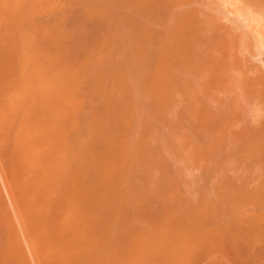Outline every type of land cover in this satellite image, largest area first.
<instances>
[{"label": "bare ground", "instance_id": "bare-ground-1", "mask_svg": "<svg viewBox=\"0 0 264 264\" xmlns=\"http://www.w3.org/2000/svg\"><path fill=\"white\" fill-rule=\"evenodd\" d=\"M164 1L165 0H0V146H1L0 156L2 155L3 156L2 158H5L8 164L14 167L12 169V171L14 172H11L12 180L14 178V181H12L14 183L13 190L15 188L16 195L21 203L19 207L21 219L23 222V226L25 227L24 229L28 232L29 237H31L33 240L32 245L35 247V251H37V255H38L36 256V259L37 257H39V261H40L39 263L41 264H197L199 260L196 261V256L198 253H202L199 252L202 250L205 251L204 252L205 254H202L204 255L203 257H205V261H206V263L204 264H215L214 261L215 258L213 257L216 256H213L214 254L213 247L219 244V241L222 240L220 238L221 235L219 236V233L221 231H218V229L220 228L218 226L219 224L217 223L218 221H216V223L218 224L217 225L215 221L211 220L214 219L213 217L210 219L208 218V221L211 220L213 224L215 223L217 225V227L214 224L213 227L208 226L207 229L205 226H204L205 228L202 227L204 224L202 225V221H200L203 220L204 218L199 220L202 211L204 210L206 214L208 212V209L209 208L211 209V207L213 206V201H210L211 200L210 198H208V200L204 198L205 200L204 201L202 196L201 199L205 202L204 203L203 201H201L202 205H199L200 203L197 205L195 202H192V200L191 203L189 201L188 202L186 201L188 203V207L184 206L186 207L185 208L186 211L184 213L185 215L183 214L184 215L183 217L180 215L179 216L176 215L172 219L171 218L169 219L168 217H170V214L172 216L173 214L175 215L177 213L172 212L173 214L170 213L168 215L166 212L168 210H165L164 215L166 217H164L163 215L164 217L163 220H160L161 219L160 217L158 220H154L155 222L160 221L159 224L157 225L148 226L146 223L142 222L139 218L142 216L141 215L142 213L147 214L149 208L151 207L152 209L153 207L151 206L153 203L152 202L150 206H149L150 203L149 204L147 203L148 206L145 208L146 199L149 196H150V198H148L149 201L152 198H155V196L153 197V195L150 193L151 190H149V188L152 189L151 184L155 183V185H157L159 182V180H157L158 178H155L156 182L158 181L157 183L155 182L154 177H153L154 180L152 179L153 173L151 171L153 169L156 172V170H159L160 166L161 167L164 166V162H161L163 158H161L158 154L157 155L159 156V158H161L160 159L161 161L155 159L154 156L151 155L149 156V154L147 155L146 150L143 151L146 148L145 147L146 144L149 143L150 141L149 138L151 137L150 136L148 138L149 141L146 140L145 134L146 135L147 134L150 135V134L146 132L145 129H148L147 131H151L152 130L151 126L155 124L151 122L152 120L151 119L150 120L151 126H148L150 124L148 123L149 121L147 117H150L151 113L152 114L154 113L150 111V114L148 115L149 109L142 108L145 105L143 106L140 104V101L143 100L142 98L143 96L141 95L144 96L147 95V97L153 96L154 98H157L158 106L157 105L156 106L159 108L155 106L156 103L154 104V106L156 107L155 110L158 111V109H160L161 106L163 105L167 106L165 105V103L164 104L162 103L163 105H161V101L163 97L168 94V92L170 93L169 90H172L169 89V86L171 85L173 86L174 84V86L176 85L178 87L179 85H181L182 87L181 80L182 78L184 79L186 77L185 75V77L181 78L180 76L182 75L176 74V72L178 71L177 69L180 70V67L177 68L176 67L177 64L174 63L175 61L174 58L177 56L175 57L173 56L174 58H172L170 54L172 49V45L170 43L173 42L169 37L165 39L166 41L165 42L164 40L161 41V39L165 38V36H163L162 38L163 33L161 35L157 34V36H161V38L159 37L160 38L159 40H156L157 43H154L155 41L154 40L153 44L155 45H152L151 38L149 43L148 39L150 36H146V35H149L148 34L150 33L149 30L152 29L151 28L152 25L156 24L158 20L154 22V24H152L150 28H148L149 29L148 33L147 31H145L144 33V29L146 28L145 30H147L148 27L146 25L143 31H141L144 20L142 22L141 21L142 18H139V15L141 14L140 12H142V8L144 7L146 9L147 8L150 9L153 8L154 6H159V5L161 6V3L163 5L165 4ZM192 1L189 2L191 3ZM201 1H203L202 3L204 4L207 0H205V2L204 0H197V2L199 3H201ZM225 1L227 2V0ZM236 1L237 0L235 1L233 0V2ZM246 1H248L247 2L248 5L250 4L253 7H257L258 13L260 11H262L260 12V14L264 13V0H246ZM196 7L195 8L192 7L187 10L185 9L186 11L183 10L184 12L174 11L176 13L175 14L176 17L174 15L173 19H171L173 21V24L172 22L170 24H172L173 27H175L174 22L176 20H174V18L175 19L177 18V19H181V21H183L182 23L185 22V25H188V27L190 24H192L193 26L190 28L193 30V28L195 27L194 32L198 31V29L196 28L200 29V27L198 25H197L198 27L195 26L193 20L194 18H196V15H199V13L202 14V12L204 11H200V8H198V6ZM156 8L157 7H155V9ZM182 8L183 7H181V9ZM207 8H209V6ZM251 9L250 12L248 11L246 16L251 17L250 15L253 14L251 13ZM210 11L209 13L214 14L213 12ZM168 13L170 14V12ZM209 13L207 14L206 21L204 20L206 18L205 13L203 15L205 16L203 21H205L206 24L204 23L205 24L204 27L202 25L201 28H203L206 31L204 34H208V32L215 30V26H214L215 23L218 22L217 24H219V21L215 20L217 15L215 17V15H211ZM238 13L239 12H237L236 14L238 15ZM119 14L122 18H124V20H126L127 25L124 23L123 27H120V25L123 24L121 23L123 21L120 22L121 24L119 23V19H121L119 18L120 17ZM166 14L167 13H165V15ZM137 17L139 18L140 23H138L139 21L137 20L138 19ZM147 19L150 18L148 17ZM244 19L250 25V28L251 26L256 27L254 25H256L255 23L257 21L253 25H251L252 22H254L255 20L254 18L245 17ZM261 20L262 22H264V19L261 18ZM95 21H97V25L94 26L93 23ZM214 21L215 23H213ZM141 23H142V27L140 28ZM148 24L150 25V23ZM166 26L169 25H165V27ZM205 27L211 31L206 30ZM155 29L153 30L155 31ZM203 29L202 31H204ZM157 31H160V29L158 30L157 28ZM166 31H168L167 28ZM215 31H218V29L216 28ZM253 31H255V28ZM232 32L230 33L233 34ZM202 33L198 34L197 32L196 37H199ZM221 33L222 32L217 33L218 36L211 34L214 35L212 39L214 38L217 39L219 37L216 41L220 40L221 35L219 34ZM228 33L226 35L227 38L228 35L230 36V34ZM247 33L249 34V32ZM247 33H245L244 35H246ZM254 33L251 35L254 36ZM258 33L262 34L261 31H259ZM261 34L260 37H262ZM201 37L203 38V36ZM201 37H199V39H201ZM233 37H235V41H236L240 36L233 35L232 38ZM248 37L246 39H249ZM169 39L171 40V42L169 41ZM254 39H256L255 36ZM254 39H252L251 41H253ZM182 41L180 43H176L177 41H175L174 44L176 43V45L180 46L183 43ZM224 41L222 43H220L219 41L220 45L224 46L225 45ZM239 42L241 44V41ZM256 42L261 43L264 42V40L258 42V40L256 39ZM244 43L246 42L244 41ZM253 43L254 45H256L255 42ZM249 44L251 43L249 42ZM243 46L245 47L244 44ZM235 49L237 50V47H235ZM196 50L197 48L195 49V51ZM225 50L227 51V49ZM208 54L209 52L207 53V56ZM227 54H228L227 58L230 54H232L233 56V57L231 56L232 57L231 60L233 59V61L232 62L230 61L231 63H229V65L232 66L233 63L236 62L235 59L238 60L239 57H236L234 59L233 53L230 54L227 53ZM183 60L181 59V61ZM178 61L180 62L179 59ZM262 61H264V59H262ZM192 62L194 63V60H192ZM200 62L201 61H199V63ZM182 64L183 62H181V65ZM214 64H215V60H214ZM199 65L201 64H198V66ZM236 65L233 66V69L234 67H236ZM240 65H241L240 69H238L239 67L237 65V68H235L234 70L237 71L241 70L243 65L242 64ZM254 65L255 64H253V66ZM245 68L251 69L252 67L246 66ZM256 68L257 66H255L253 69L255 70ZM250 69H248L249 72L250 71L254 72L253 69L252 70ZM257 70L259 71L260 68ZM185 71H186L185 74H187L188 72L190 74V71L192 70L188 71L187 69ZM185 71H183L182 69L181 71L182 74ZM253 72H251L250 74L251 76L248 75V77L244 76L247 75L248 73L242 75L243 73L239 72L241 73L242 77L244 76V80L246 81L249 80L248 83H250L251 85V88L249 84H248L249 88L247 87L248 89H250L249 91L250 96L245 91L246 94L248 95L247 98H251L250 106L248 104L249 111L250 110L251 111L249 112L248 110L245 109L246 111H248L249 113L248 114L243 109L245 111L244 115H246L245 118H243L244 117L243 115L238 116L239 118L242 117L243 119L242 120L237 119V121H240L239 122L240 124L238 123L239 127L237 131L232 133V135L231 133L229 134L236 142V147H237L235 153L236 155L234 158L237 164L236 165L237 173L235 174L237 176H235L234 179L236 182H234L235 184H233V186L230 183L228 184L229 186L231 185L230 191H229V186L227 185L228 188H226V185H223L224 183L221 185L225 188L220 186L219 185L220 183H218L219 187L213 185V187L215 186L213 189L214 191L211 190V185L214 182L211 185H209L210 187L206 186L207 182L206 185H202V186H206V190H202V192H205L209 189L208 193L211 190L210 193L219 192L220 196L223 193V191H224L223 193L224 196L225 194H227V192L229 194L231 192L234 193L231 197L232 200L231 204L234 207L232 205L231 206L234 209L236 215L235 216L233 214L236 217L235 218L236 220L234 221L236 224H235V229L233 230L234 231L233 234L235 235L234 244L236 248L235 251L237 253L236 255L237 258L239 259L238 262H240L241 264H246L245 262L250 260L254 254H257L259 247L260 248L261 246L264 247V245L261 244L262 241H264V238H261L262 241L259 238L262 237V233H264L262 232V229H260L262 226L259 227L260 231L258 232V233L262 232L260 234L261 236L259 234L258 235L256 234L258 231V229L256 230L257 226H260L262 222H264V219H262V222H260L261 224H258L259 223L258 221L261 220L258 219L260 218L258 215L259 204L260 206L261 205L264 206V204L261 203L264 202V200H262L264 198L261 197L262 195H264L262 194L264 193V185H262V183H264V178H261L262 181H259L260 176L264 175V73L262 72L258 73L257 71H255L256 73L252 75ZM235 73L233 72V74ZM249 76L250 77L253 76V77L247 80ZM219 77L222 76L219 75ZM245 77L247 78L245 79ZM187 78L190 80L189 77ZM239 79L241 78L239 77ZM195 81H197V79ZM189 85L191 86V84ZM184 87L180 88L179 90H182ZM185 91L187 93V90ZM238 91L241 92V90ZM181 92L182 91H180V93ZM170 96L171 95H168V97ZM175 96L177 97V95ZM182 96H183V92L181 94V97ZM205 96H207V94ZM140 98L142 100H140ZM166 98H164L165 102L167 100L170 102L169 98L167 100ZM238 98L240 97L238 96ZM171 99L173 100V98ZM189 99L191 100V98ZM179 101H181V99ZM159 103L161 106H159ZM242 105L245 106V104ZM151 106H153V104ZM230 107L232 108L231 105ZM150 108L151 110L153 109L152 107ZM213 110L215 112V109ZM233 110L230 109V111ZM198 112L200 111H197V113ZM233 112L231 114H233ZM144 113L146 116L144 115ZM165 113L167 112L165 111ZM176 113L179 114L178 112ZM189 113H191V111ZM171 114L173 113L171 112ZM203 114L205 115L206 113L203 112ZM209 114L210 116H212L211 113ZM234 114L238 115L237 112ZM162 115H164V113ZM162 115L160 116V118L162 117ZM198 115L201 114L198 113ZM198 115L195 114V116L197 117ZM167 116H169L168 113ZM178 116H180V114ZM235 116L234 119H236ZM197 117H195L196 118L195 120L199 119ZM202 118H205V116H203ZM157 119L159 118L158 117L156 118V125L158 121ZM234 119L233 120L231 119V121H234ZM213 122L215 121L213 120ZM222 123L223 122H221V124ZM184 124L186 123L184 122ZM191 124L192 123H190V125ZM221 124L219 123V126H222ZM176 125L179 124L177 123ZM158 126H160V124ZM149 127L151 128V130ZM200 128L194 127L193 129H195L194 131L196 130L201 131L202 129ZM231 128L234 129L236 127L231 126ZM154 129L156 131V127ZM204 129H207L206 126ZM143 131H145V134L142 133ZM223 131H226V129ZM215 133L217 134V132ZM196 137L198 138L199 136L196 135ZM215 137L219 138V136L216 135ZM204 138L205 137H203L202 139ZM232 138L231 140L233 141ZM189 139L190 138L188 139L186 138L188 143L192 140V138L190 141H188ZM221 139H223V136ZM151 140H153V138H151ZM179 140L182 139L179 138ZM215 140L216 139H214V141ZM181 143L182 142H180V144ZM189 144L192 146L191 143ZM168 145L171 146V143H168ZM142 146H144L145 148L144 147L142 148ZM159 146L160 144L154 148H159ZM173 146L175 147L176 144ZM185 147L186 146H184V148ZM186 148L184 150H186ZM211 148H212V144H211ZM199 149L200 148L196 150ZM153 151L155 152L154 149ZM156 152H158V150ZM190 152L192 151H189L188 153ZM192 154H194V152ZM146 155L149 156V158L152 157L151 160L148 159ZM174 155L176 156V154ZM145 158H147L146 159L147 163L146 160L143 161V159ZM188 158H192V157L189 156L187 157V159ZM152 160L156 161L155 162L156 164L158 161V163H162L163 165L160 164L155 165V163H152L154 166L153 167L152 164H150L151 162H153ZM200 161L196 162L195 160L196 163ZM222 161L218 160V162H222ZM179 163L177 162L178 165ZM203 163L204 162H202V165L205 164ZM213 163L215 162H212V164ZM146 164L148 166L145 168ZM149 164L152 167H150ZM187 164H189L188 161ZM217 164L219 165L220 168L221 164L219 163ZM224 166L225 165H223V168ZM137 167L139 169V173L142 175V177L141 175H139L138 177H141L142 179L144 178V180L142 181V183L144 182L143 185L141 182H140L141 185H136V183H139L136 182L135 180L136 179L135 177H137V175H135V172L137 174L136 171ZM205 167L207 166L205 165ZM181 168L183 169V167ZM212 168H214V166H212ZM216 168L218 170L217 166ZM221 168L220 170H222ZM170 169L171 168L169 167V170L167 169V172L170 171ZM191 169H192L191 171H193V168ZM204 169L206 170V168ZM164 172L167 173L165 168H164ZM12 173H14V176ZM180 173H182V171ZM163 174L164 173H161L160 170L159 175L163 176L164 180L167 182L168 177L166 179L165 174L164 175ZM155 175H157L156 177H160L157 173ZM177 175L179 176L178 172ZM177 175H173V176L177 177ZM187 176L185 177L187 178ZM163 177H162V181H164ZM179 177H181V175ZM183 177L184 176H182V179ZM207 177H204L206 181L207 179H209ZM227 177L225 178L226 179L225 182H228ZM141 178L139 179L141 180ZM171 178L173 179V177ZM177 178H175V180ZM214 180H216V178ZM166 182H165V187L161 184L164 188H166V184H167ZM168 182L169 184L171 183L170 180H168ZM179 184L180 181H178L177 186H179ZM13 185L11 184V186ZM161 185L159 184L158 186L162 188ZM167 188H169V185ZM183 189H185V187ZM201 189L203 188L201 187ZM224 189H227V191H225ZM164 190L168 191V189H164ZM164 190L155 189L154 194L155 195L157 194L156 191L162 194L164 193L162 192ZM173 190L175 191V189ZM191 190L192 187L190 188V191ZM200 190L196 189V191H198L199 194H200ZM179 191L180 190L176 192L178 193ZM180 192L184 193L182 190ZM170 194L172 195L171 192ZM205 195L206 194H204V196ZM165 196L166 195H163V197ZM220 196L218 197L219 200L221 199ZM167 197L170 200H173L169 197L168 194ZM156 198L159 197L156 195ZM215 198L214 199L212 198L214 202L217 201L215 200ZM260 198L262 200L261 202H259ZM222 200L225 201L223 198ZM209 202H212L211 207H209ZM163 204L167 205L168 202ZM177 204H179L178 201L176 202V205ZM179 205H177L178 208L181 205H185V204L183 203L180 206ZM262 206L261 208H259L260 211L264 210L262 209ZM166 207H164V209ZM177 207H175L174 205V208ZM215 207H212V209ZM227 207L229 208V206ZM219 209L223 211L221 208ZM213 211L215 212V210ZM155 212L156 211H154V214H158ZM182 212L178 211V214L179 213L181 214ZM216 212L218 214V211ZM260 213L264 215V211H261ZM152 214L153 213H151V215ZM195 214L198 217L195 216ZM209 214L213 216L212 213ZM229 215L230 216L228 217V219L232 218L231 213ZM142 217H144V215ZM176 218H180V219L176 220ZM208 221H206V223ZM200 227L203 228L204 230H201ZM26 233H24V236ZM229 234H230V230H229ZM14 236L15 235H13L12 238L10 237V235H9L10 238L8 236L6 237L5 242H7L6 244H8L9 248L6 249L5 255L12 258L20 259V256H22L20 252L22 250L19 251L20 247L18 248L17 245L18 238L15 239L18 236H15V238ZM256 236H259L257 237L258 239H255ZM224 239L225 238H223V240ZM255 240L261 242L259 243L260 246L258 245V243L255 245V246H259L258 248L255 247L256 251L253 249L254 244L256 242ZM18 242H20V239ZM220 243L221 245L220 244L219 245L221 247L223 242L220 241ZM27 244L29 245V243ZM219 245H217L218 246L217 249L219 248ZM253 250L256 253L255 252L253 253ZM260 251L262 250L260 249ZM215 253L217 252L215 251ZM218 254L221 255V252ZM202 255L200 254V256ZM2 256H4V254L0 256V260L5 261V257ZM256 256L254 255L253 258ZM253 260L255 261L257 260V258ZM194 261L196 262L194 263ZM250 262L253 261L252 260L248 261L249 264H251ZM255 262L257 263L258 261Z\"/></svg>", "mask_w": 264, "mask_h": 264}, {"label": "rangeland", "instance_id": "rangeland-1", "mask_svg": "<svg viewBox=\"0 0 264 264\" xmlns=\"http://www.w3.org/2000/svg\"><path fill=\"white\" fill-rule=\"evenodd\" d=\"M184 1V2H183ZM165 0L164 1V5L161 3V6L159 5V4H157V5H159V6H154L153 8H142V12H140L141 14L139 15V18H142L141 19V21L143 22V20H144V22H143V27H142V23H141V26H140V28L142 27V29H141V31H143V29H144V27H145V25L146 26H148L147 27V30H145L144 29V33H145V31H147V33L150 31V33H151V35H150V33H148L149 35H146V36H150L149 37V43H150V38H151V41H152V45H155V44H153V41L155 40H159L160 38H161V36H157V34L158 35H161L162 33V38H163V36H165V38H163V39H161V41H165V39H167L168 37L172 40V42L173 43H170L171 42V40L169 39V43L172 45V49H174V50H172L171 49V52H170V54H171V56H172V58H174L175 56H177V57H175L174 58V63H176L177 65H176V67L177 68H179L180 67V70L179 69H177L178 71L176 72V74L177 75H182V76H180L181 78L182 77H185V75H186V77L183 79L182 78V80H181V83H182V87H184L187 83V85L182 89V90H179L180 88H182L181 87V85H179L178 87L175 85L174 86V84H173V86L171 85V86H169V89H172V90H169L170 91V93L168 92V94L167 95H165L164 97H163V99H162V101H161V105H163L164 103H165V105H167V106H161L160 105V103H159V106H161L160 107V109H158V111L157 110H155L156 109V107L158 106V104H157V98H154L153 96L151 97V96H148L147 97V95L146 96H144V95H141V96H143L142 98H143V100L140 98V100H142V101H140V104L141 105H145L144 107H142L143 109L145 108H147V109H149V113H148V115L150 114V111L151 112H153L154 114H152L151 113V115H150V117H147V119H148V123L150 124V125H148V126H151V122H153L155 125H153V126H151V128H152V130H151V128H150V130L151 131H147L148 129H145L146 130V132H148L150 135H146L145 134V131H143L142 133L143 134H145V136H146V140H148V138H149V143H147L146 144V148L144 147V146H142V148L144 147L145 149L143 150L142 148V150L143 151H147V155L149 154V156L151 155V156H154V158L155 159H158V161H161L160 159L161 158H163V160L161 161V162H164V166H160V168H159V170H156V172H155V170H153L152 169V173H153V175H152V179H153V177H154V179L155 178H158L157 180H159V182H158V184L157 185H155V183L154 184H151L152 185V189L151 188H149V190H151V194L153 195V197L155 196V198H152L150 201H149V199L148 198H150V196L146 199V203H145V208L148 206L147 205V203L149 204V206L151 205V203H152V205L151 206H153L152 207V209H154V210H152L151 209V207L149 208V210H148V212H147V214L146 213H142L141 215L143 216L144 215V217H139L140 218V220L142 221V222H144V223H146L148 226H152V225H157V224H159V222L158 221H154V220H158L159 219V217L161 218L160 220H163V218L164 217H166L165 215H164V213H165V210H168V211H166L167 212V214L169 215L170 213H172V212H174V213H177V214H173L172 216H171V214H170V217H168L169 219L171 218H173L174 216H176V215H180V216H184L185 214V211H186V207H184V206H187L188 207V201L191 203V200H192V202H195L197 205L199 204V205H202V203H201V201H203L204 200V198L205 199H207L208 200V198H210L209 200L210 201H213V206L212 207H215V208H213L212 209V207H211V204H212V202H209V207H211V209L209 208L208 209V212L209 213H212L213 214V216L211 215V214H209L208 212L205 214V212H204V210L202 211V213L201 214H204V215H201L200 214V218H199V220L200 219H203V220H200V221H202V227L203 228H207L208 226H212L213 227V225L216 223V221H218L217 223L219 224H217L220 228L218 229V231H221L220 233H219V236L221 235V239L222 240H220V241H222L223 242V244H222V246L220 247V245H221V243H220V241H219V244H217V245H219V250L217 249V245H215V247H213L212 249H213V252H214V254H213V256H216V257H213V258H215L214 259V261H215V264L217 263V264H241L240 262H238V258H237V253H236V248H235V235L233 234L234 233V229H235V212H234V209L232 208V200H231V197H232V195L234 194V193H228L227 192V194H225V196H224V191H223V196H222V194H221V196L219 195L220 193L218 192V193H213V195H212V193H210L211 192V190H213L214 189V187L215 186H217V187H219L218 186V183H220L219 185L220 186H222L221 184H223V185H226V188H228L227 187V185L230 183L232 186H233V184H235L234 182H236L234 179H235V176H237V175H235L236 173H237V171H236V161H235V153H236V150H237V147H236V142L234 141V139L231 137V135H232V133H234L235 131H237V129H238V123L240 122V121H237V119L239 120V119H243V118H245V116L246 115H244L245 113V111L246 110H248L249 111V106H250V99L251 98H247L248 97V95L250 96V94H249V91H250V89H248L249 87H248V84L250 85V83H248L249 82V80L248 79H250V78H252V77H250L251 75V72H253V71H250L249 72V70L248 69H250V68H248V69H246L245 67L246 66H250V67H252L250 70H252L255 66H257V68L254 70V72L252 73V75L254 74V73H256L255 71H257L258 73H260V72H262V73H264V71H262V70H264V61H262V59H264V49H262V48H264V44H262V43H264V42H261V43H257L256 42V39L258 40V42H260V41H262V40H264V31H262V30H264V28H262V27H264V22H262V20H261V18L262 19H264V15H262V14H264V13H261L260 14V12H262V11H260L259 13H258V9H257V7H253L252 5H248V1H246V0H237L236 2H233V0H227V2L225 1V0H207V1H209V2H205V0H204V2L205 3H207V4H203L202 2L203 1H201V3H199V2H197V0L195 1H192V0H189V1H192L191 3L189 2V1H186V0ZM222 1V2H221ZM225 1V2H224ZM235 1V0H234ZM177 2V3H176ZM186 2V3H185ZM196 4H194V3ZM224 2V3H223ZM172 3V4H171ZM176 3V4H175ZM247 3V4H246ZM179 4H180V6H179ZM182 4H184V5H182ZM191 4V5H190ZM211 4V5H210ZM230 4V5H229ZM234 4V5H233ZM168 5V6H167ZM182 5V6H181ZM200 5V6H199ZM163 6V7H162ZM176 6V7H175ZM196 6H198V8H200V11H204V12H202V14L201 13H199V15H196V18H194V23H195V26H199L200 27V29L199 28H196V29H198V31H196V32H194V29H195V27L193 28V30L190 28V27H192L193 25L192 24H190L189 25V27H188V25H185V22L184 23H182L183 21H181V19H175L174 18V20H176L175 22H176V24H175V22H174V26L175 27H173V21L171 20V19H173V17H174V15L176 14L174 11H176V12H178V11H180V12H182L183 10L184 11H186L187 9H190V8H195ZM209 6V8H207ZM233 6V7H232ZM234 6H235V8H234ZM248 6H250V7H248ZM146 7V6H145ZM155 7H157L156 9H155ZM160 7V8H159ZM172 7V8H171ZM181 7H183L182 9H181ZM185 7V8H184ZM187 7V8H186ZM204 7V8H203ZM207 9H206V8ZM167 8V9H166ZM170 8V9H169ZM174 8V9H173ZM176 8V9H175ZM197 8V7H196ZM251 9V13H253V14H251L250 16L252 17V18H254L255 20H254V22H252V24L251 25H253L256 21L258 22H256L255 24L256 25H254V26H256V27H253V26H251V28H250V25L247 23V21L244 19L245 17H248V18H251V17H249V16H246V14L248 13V11L250 12V9ZM144 9H146V10H144ZM154 9H155V11H154ZM160 9H162V10H160ZM164 9V10H163ZM186 9V10H185ZM202 9V10H201ZM237 11V12H239L238 13V15L236 14L237 12L235 11V10ZM257 9V10H256ZM151 10V11H150ZM172 10V11H171ZM206 10V11H205ZM211 10V11H210ZM149 11H150V13H149ZM183 11V12H184ZM209 11L210 12H213L214 14H212V13H209ZM232 11V12H231ZM256 11V12H255ZM156 12H158V13H156ZM160 12V13H159ZM168 12H170V14L168 13ZM179 12V13H180ZM209 14H211V15H215V17H216V15H217V17H216V21L218 20L219 21V24H217V23H215V21L213 22V23H215L214 24V26H215V30H216V28L218 29V31L219 32H222L221 34H219V35H221V38H220V40H218V41H216L217 39L216 38H214L215 39V41H214V39H212L213 37H214V35H216V36H218V34L217 33H219L218 31H215V30H213V31H211V30H208L206 27V30H208V31H211V32H208V34H204L206 31L203 29V28H201V26L203 25V27H204V25L206 24V20H207V14L208 13ZM233 12H235V13H233ZM165 13H167L166 15H165ZM174 13V14H173ZM204 13H205V15H206V18L204 19V17L205 16H203L204 15ZM178 14V13H177ZM202 16H201V15ZM145 15V16H144ZM148 15V16H147ZM170 17H169V16ZM237 15V16H236ZM244 15H245V17H244ZM262 15V16H261ZM119 16H120V14H119ZM118 16V17H119ZM164 16V17H163ZM168 16V17H167ZM198 16V17H197ZM201 16V17H200ZM236 16V17H235ZM150 18V19H147V18ZM175 17H176V15H175ZM200 17V18H199ZM214 17V16H213ZM212 17V18H213ZM239 17V18H238ZM119 18H121V19H119ZM118 19H119V23L121 22V21H123V22H121V23H123L122 25H120V27H123V25H124V23L127 25V23H126V20H124V18H122L121 16L119 17ZM138 18V17H137ZM139 18L137 19L139 22L138 23H140V20H139ZM154 18V19H153ZM164 18H165V20H164ZM169 18V19H168ZM218 18V19H217ZM123 19V20H122ZM152 19V20H151ZM202 19V20H201ZM203 19L205 20V21H203ZM40 20H42V19H40ZM149 20V21H148ZM160 22H158V21ZM170 20V21H169ZM178 20V21H177ZM214 20V19H213ZM240 20V21H239ZM243 20V21H242ZM135 21H136V19H135ZM157 21V22H156ZM192 21V20H191ZM152 22V23H151ZM154 22H156V24H154ZM162 22H163V24H162ZM169 22V23H168ZM172 22V24H170ZM243 22H244V24H243ZM120 23V24H121ZM146 23V24H145ZM148 23H150V25L148 24ZM180 23H182V24H180ZM197 23V24H196ZM205 23V24H204ZM94 26L95 25H97V21H95L94 23ZM152 24H154V25H152ZM201 24V25H200ZM223 24H224V26H223ZM151 25H152V27H151ZM165 25H169V26H166L165 27ZM177 25H178V27H177ZM154 26V27H153ZM157 26V27H156ZM180 26H181V29H180ZM182 26H183V28H182ZM186 26V27H185ZM197 26V27H198ZM218 26H220V27H218ZM246 26V27H245ZM247 26H249V27H247ZM152 28V29H148V28ZM165 27V28H164ZM170 27V28H169ZM177 27V28H176ZM229 27V28H228ZM233 29H232V28ZM126 28V27H125ZM156 28V29H155ZM157 28H158V30L160 29V31H157ZM166 28H167V30L168 31H166ZM187 28H189V29H187ZM230 28H231V31H230ZM250 28V29H249ZM253 28V29H252ZM254 28H255V31H253L254 30ZM262 28V29H261ZM122 29V28H121ZM153 29H155V31L153 30ZM161 29H163V30H161ZM172 29V30H171ZM183 29V30H182ZM184 29H187V30H184ZM202 29L204 30V31H202ZM220 29V30H219ZM123 30V29H122ZM149 30V31H148ZM189 30V31H188ZM199 30H200V32H199ZM232 30H233V32H232ZM248 30V31H247ZM251 30V31H250ZM261 31L262 32V34H261V36L262 37H260V34L258 33L259 31ZM152 31H154V32H152ZM184 31H186V32H184ZM228 31H229V33H228ZM124 32H125V30H124ZM157 32V33H156ZM159 32H160V34H159ZM168 34H167V33ZM198 32V34L199 33H202L199 37H201V36H203V38L201 37V39H199V37H196L197 36V33ZM212 32H214V33H212ZM230 32H232L233 34H231ZM244 32V33H243ZM247 32H249V34L247 33ZM255 32V33H254ZM210 33V34H209ZM227 33L228 34H230V36L228 35V38H227ZM245 33H247L246 35H244ZM254 33V36L256 37V39H254V36L253 35H251V34H253ZM164 34H166V35H164ZM186 34H187V37H186ZM211 34H214V35H211ZM195 35V36H194ZM206 35V36H205ZM233 35H238V36H240L236 41H235V37H233L232 38V36ZM244 35V36H243ZM167 36V37H166ZM189 36V37H188ZM194 36V37H193ZM208 36H210V37H208ZM215 36V37H216ZM249 36V37H248ZM252 36V37H251ZM160 37V38H159ZM192 37V38H191ZM229 37H231V38H229ZM249 38V39H246V38ZM158 38V39H157ZM188 38H191V39H188ZM243 38V39H242ZM197 39V40H196ZM209 39H210V41H209ZM221 39H223V40H221ZM252 39H254L253 41H251ZM183 40V41H182ZM193 40V41H192ZM196 40V41H195ZM212 40V41H211ZM225 40V41H224ZM247 40H248V42H247ZM154 41V43H157V41L155 42ZM175 41H177L176 43H180L181 41L183 42L180 46H178V45H176V43L174 44V42ZM219 41H220V43H222L223 41H224V43H225V45L223 46V45H220V43H219ZM234 41V42H233ZM237 41H238V44H237ZM239 41H241V44H240V42ZM242 41H243V43H242ZM244 41L246 42V43H244ZM159 42V41H158ZM166 42V41H165ZM195 42H197V43H195ZM199 42V43H198ZM212 42H214V43H212ZM217 42V43H216ZM235 42H236V44H235ZM249 42L251 43V44H249ZM253 42H255V44L256 45H254V43ZM232 43H233V45H232ZM209 44V45H208ZM211 44H212V46H211ZM228 44V45H227ZM243 44L245 45V47L243 46ZM260 44V45H259ZM157 45V44H156ZM188 45V46H187ZM192 45V46H191ZM194 45V46H193ZM202 45V46H201ZM216 45V46H215ZM226 45H227V47H226ZM234 45H235V47H237V50L235 49V47H234ZM247 45V46H246ZM177 48V50H178V48H179V50L177 51L176 50V48ZM204 46V47H203ZM209 48H208V47ZM215 46V47H214ZM219 46V47H218ZM243 46V47H242ZM258 47V49H257V47ZM155 47V46H154ZM190 47H191V49H190ZM240 47H241V49H240ZM248 49H247V48ZM152 48H153V46H152ZM186 48H187V50H189V51H187L186 50ZM189 48V49H188ZM194 48V49H193ZM197 48V50L195 51V49ZM224 48V49H223ZM233 48H234V50H233ZM244 48V49H243ZM207 49V50H206ZM214 49H216V50H214ZM225 49H227V51L225 50ZM231 49V50H230ZM184 50H186V51H184ZM221 50V51H220ZM235 50H236V52H235ZM238 50H240V51H238ZM260 50V51H259ZM177 51V52H176ZM179 51H180V53H179ZM184 51V52H183ZM176 52V53H175ZM186 52V53H185ZM194 52V53H193ZM209 52V54H208V56H207V53ZM219 52H221V53H219ZM174 53V54H173ZM198 53H202L201 55L200 54H198ZM227 53H233V55H234V59L236 58V57H239V59L237 60V59H235V61L237 62V65H238V69H240L241 68V65L240 64H242L243 66H244V69H246V70H244L243 69V66H242V69L241 70H234L235 68H237V65H236V62L235 63H233V65L231 66V65H229V63H231L232 61H233V59L231 60V58L233 57L232 56V54H230L229 56H228V58H227ZM176 54V55H175ZM184 54V55H183ZM221 54H222V57H221ZM255 54V55H254ZM194 55V56H193ZM200 55V56H199ZM259 55V56H258ZM174 56V57H173ZM188 56H190V57H188ZM213 56V57H212ZM232 56V57H231ZM253 56H255V57H253ZM179 57V58H178ZM204 57V58H203ZM212 57V58H211ZM200 58V59H199ZM219 58V59H218ZM222 58V59H221ZM242 58V59H241ZM247 58H248V60L250 61H248L247 60ZM255 58V59H254ZM178 59L180 60V62L178 61ZM181 59L183 60V61H181ZM202 59V60H201ZM211 59H213V60H211ZM229 59V60H228ZM255 61H254V60ZM256 59H258L259 60V62H258V60H256ZM192 60H194V63L192 62ZM214 60H215V64H214ZM177 61V62H176ZM196 61V62H195ZM199 61H201L200 63H199ZM205 61V62H204ZM226 63H225V62ZM227 61H228V63H227ZM231 61V62H230ZM241 61V62H240ZM244 61V62H243ZM181 62H183V64L181 65ZM202 62H203V64H202ZM208 62V63H207ZM238 62H239V64H238ZM246 62H247V64H246ZM185 63V64H184ZM201 64V65H199L198 66V64ZM206 63V64H205ZM219 63V64H218ZM257 63V64H256ZM180 64V65H179ZM214 64V65H213ZM218 64V65H217ZM246 64V65H245ZM253 64H255L254 66H253ZM262 64V65H261ZM175 65V64H174ZM187 65V66H186ZM192 65H193V67H192ZM196 67H195V66ZM227 65V66H226ZM234 65H236V67H234V69H233V66ZM240 65V66H239ZM231 66V67H230ZM174 67V66H173ZM181 67H182V69H183V71H185V70H187L188 69V71L189 70H192V71H190V74H189V72L187 73V74H185L186 73V71L185 72H183V74H182V69H181ZM192 67V68H191ZM198 67H200V68H198ZM220 68V70H219V68ZM260 68V70L258 71L257 69H259ZM184 68H185V70H184ZM197 68V69H196ZM229 68V69H228ZM197 71H196V70ZM223 69H225V70H223ZM228 69V70H227ZM233 69V70H232ZM219 70V71H218ZM222 70V71H221ZM231 70H232V72H231ZM242 70H244V71H242ZM247 70H248V72H247ZM217 73H216V72ZM204 72V73H203ZM219 72H221V73H219ZM233 72L235 73V74H233ZM239 72H242L243 74L242 75H244V74H247V75H244V76H247L248 77V75H250L249 76V78H247V77H245V79L247 78V80L248 81H246V80H244V76L242 77V75H241V73H239ZM194 73V74H193ZM237 73H239V74H237ZM184 75V76H183ZM219 75H221L222 77H219ZM229 77H228V76ZM194 76V77H193ZM196 76H198V77H196ZM236 76V77H235ZM187 77H189L190 78V80L187 78ZM237 77H238V79H237ZM239 77L242 79H239ZM187 78V79H186ZM233 78H235V79H233ZM197 79V81H195ZM229 79H230V81H229ZM233 79V80H232ZM228 80V81H227ZM226 81V82H225ZM239 81V82H238ZM241 81H243V82H241ZM245 81V82H244ZM172 82V81H171ZM196 82V83H195ZM232 82V83H231ZM198 83V84H197ZM243 83H246V84H243ZM189 84H191V86L189 85ZM246 85V86H245ZM243 88H242V87ZM186 87H188V88H186ZM191 87H193V88H191ZM195 87V88H194ZM198 87V88H197ZM201 87V88H200ZM248 87V88H247ZM250 88H251V85H250ZM196 89V90H195ZM185 90H187V93H186V91ZM195 90V91H194ZM197 90H198V92H197ZM238 90H241V92L240 91H238ZM180 91H182L183 92V98L181 97V94H182V92L180 93ZM193 91V92H192ZM247 92V94H246V92ZM237 92V93H236ZM245 92V93H244ZM178 93H180V94H178ZM194 93H197V94H194ZM242 93V94H241ZM187 94H189V95H187ZM194 96H193V95ZM207 94V96H205ZM209 94V95H208ZM239 94V95H238ZM244 94V95H243ZM246 94V95H245ZM168 95H171L170 97H168ZM175 95H177V97L175 96ZM192 97H191V96ZM241 95V96H240ZM140 96V97H141ZM172 96H174V97H172ZM238 96L240 97V98H238ZM243 96H244V98H243ZM150 97H151V99H150ZM167 97V98H166ZM197 98V99H195V98ZM236 97V98H235ZM164 98H166V100L169 98V100H170V102L167 100L166 102H165V100H164ZM171 98H173V100L171 99ZM188 98V99H187ZM189 98H191V100L189 99ZM200 98V99H199ZM204 98V99H203ZM149 99V100H148ZM181 99V101H179ZM186 99V100H185ZM193 99V100H192ZM208 99V100H207ZM243 99H246V100H243ZM147 102H146V101ZM156 102H155V101ZM199 100V101H198ZM151 103H149V102ZM152 101H154V102H152ZM164 101V102H163ZM173 101V102H172ZM205 101V102H204ZM233 101H235V102H233ZM242 101V102H241ZM246 101H248V102H246ZM190 102V103H189ZM191 102H193V103H191ZM200 102V103H199ZM209 102V103H208ZM149 103V104H148ZM156 103V104H155ZM163 103V104H162ZM166 103H168V104H166ZM169 103H171V104H169ZM178 103V104H177ZM183 103V104H182ZM187 103V104H186ZM196 103V104H195ZM199 103V104H198ZM239 103H240V105H239ZM245 104V106H243L242 104ZM153 104V106H151ZM154 104H155V106H154ZM181 104V105H180ZM190 104V105H189ZM207 104V105H206ZM209 104V105H208ZM236 104V105H235ZM248 104H249V106H248ZM168 105H169V107H168ZM176 105V106H175ZM179 105V106H178ZM189 105V106H188ZM198 105V106H197ZM203 105V106H202ZM205 105V106H204ZM226 105V106H225ZM230 105L232 106V108L230 107ZM243 107H245V108H243ZM247 105V106H246ZM175 108H174V107ZM182 106V107H181ZM210 106V107H209ZM241 106V107H240ZM150 107H152L153 109V111L151 110V108ZM164 107V108H163ZM198 107V108H197ZM203 107H205V108H203ZM209 107V108H208ZM214 107V108H213ZM229 107V108H228ZM238 107H239V109H238ZM248 107V108H247ZM157 108H159V107H157ZM180 108V109H179ZM217 108V109H216ZM224 108V109H223ZM233 108H234V110H233ZM242 108V109H241ZM178 109V110H177ZM199 109V110H198ZM204 109H206V110H204ZM210 109V110H209ZM213 109H215V112H214V110ZM230 109L231 110H233V111H230ZM236 109V110H235ZM245 111H244V110ZM250 109H251V107H250ZM162 111V113H161V111ZM169 110V111H168ZM179 110H181V111H179ZM193 110V111H192ZM200 111V112H198L199 114H201V115H198V113H197V111ZM208 110H209V113H211V115L212 116H210V114L208 113ZM212 110V111H211ZM225 110H226V112H225ZM145 111V110H144ZM165 111L169 114V116H167V113H165ZM191 111V113H189ZM196 113H195V112ZM241 111V112H240ZM248 111H246L247 113H248ZM251 111V110H250ZM249 111V112H250ZM145 112V113H146ZM157 113V115H156V113ZM159 112V113H158ZM170 112V113H169ZM171 112L173 113V114H171ZM176 112H178L179 114H180V116H178L179 114H177ZM188 112V113H187ZM203 112L204 113H206L205 115L203 114ZM233 112V114L234 113H236L237 112V114L238 115H236V114H231ZM145 113H144V115H145ZM164 113V115H165V118H164V115H162ZM219 113H221V114H219ZM225 113V114H224ZM242 113V114H241ZM188 114H190V115H188ZM191 114H193V115H191ZM195 114L196 115H198V117L197 116H195ZM249 114V113H248ZM147 115V116H148ZM153 115H155L156 116V118L158 117L159 119H157L158 121H157V125H156V118H155V116H153ZM162 115V117L160 118V116ZM222 115V116H221ZM225 115V116H224ZM236 115V116H235ZM244 116L243 118L241 117V118H239L238 116ZM146 116V115H145ZM193 116V117H192ZM197 117V118H199V119H197V120H195L196 118L195 117ZM201 116V117H200ZM203 116H205V118H202ZM210 116V117H209ZM224 116V117H223ZM234 116L236 117V119H234ZM170 117H171V119H170ZM187 117V118H186ZM222 117V118H221ZM238 117V118H237ZM155 118V119H154ZM181 118V119H180ZM193 118V119H192ZM212 120H211V119ZM152 119V120H151ZM163 119V120H162ZM205 119V120H204ZM208 119V120H207ZM224 119H226V120H224ZM231 119L233 120L234 119V121H231ZM150 120H151V122H150ZM179 120V121H178ZM182 120V121H181ZM187 120V121H186ZM200 120H201V122H200ZM204 120V121H203ZM207 120V121H206ZM213 120L215 121V122H213ZM220 122H219V121ZM160 121H162V122H160ZM163 121H165V122H163ZM170 123H169V122ZM198 121V122H197ZM229 121V122H228ZM180 122H181V124H180ZM184 122L186 123V124H184ZM197 122V123H196ZM206 122V123H205ZM208 122V123H207ZM221 122H223L222 124H221ZM230 123V124H228V123ZM179 124V125H176V124ZM189 123V124H188ZM190 123H192L191 125H190ZM199 123V124H198ZM217 123V124H216ZM219 123L222 125V126H219ZM160 124V126H158ZM203 124H204V126H203ZM208 124H209V126H208ZM212 126H211V125ZM240 124V123H239ZM190 125V126H189ZM199 125V126H198ZM214 125V126H213ZM235 125V126H234ZM156 127V131H155V127ZM167 126H169V127H167ZM178 126V127H177ZM184 126H186V127H184ZM202 126H203V128H202ZM205 126H206V128L207 129H204L205 128ZM219 126V127H218ZM231 126L232 127H236V128H231ZM172 127V128H171ZM195 127V128H200V129H202L201 131L200 130H196V131H194L195 129H193V128ZM224 129H223V128ZM148 128V127H147ZM166 128V129H165ZM183 130H182V129ZM210 128H211V130H210ZM214 128H215V130H214ZM218 128V129H217ZM169 129V130H168ZM208 129H209V131H208ZM222 129V130H221ZM226 129V131H223V130H225ZM160 130V131H159ZM178 130V131H177ZM181 130H182V132H181ZM203 130H204V132H203ZM221 130V131H220ZM231 130V131H230ZM165 131V132H164ZM184 131V132H183ZM186 131V132H185ZM189 131H190V134H189ZM198 131V132H197ZM200 131V132H199ZM223 131V132H222ZM164 132V133H163ZM172 132H174V133H172ZM175 132H176V134H175ZM202 132V133H201ZM207 132V133H206ZM209 132V133H208ZM215 132H217V134L215 133ZM153 133V134H152ZM155 133V134H154ZM195 133H197V134H195ZM200 133V134H199ZM212 133H213V135H212ZM231 133V135H229ZM152 135H153V137H152ZM155 135V136H154ZM161 135V136H160ZM168 137H167V136ZM173 135V136H172ZM178 135V136H177ZM196 135L197 136H201L200 138L198 137H196ZM212 137H211V136ZM215 135L216 136H219V138L218 137H215ZM228 135V136H227ZM165 136V137H164ZM171 136V137H170ZM187 136V137H186ZM215 138H214V137ZM222 136H223V139H221L222 138ZM154 137H156V138H154ZM160 137V138H159ZM167 137V138H166ZM181 137H183V138H181ZM203 137H205L204 139H202ZM151 138H153V140H151ZM179 138L180 139H182V140H179ZM186 138L188 139V138H190L188 141H190L191 140V138H192V140L189 142V143H191L192 144V146L187 142V140H186ZM196 138V139H195ZM225 138V139H224ZM231 138L233 139V141L231 140ZM158 139H159V141H158ZM193 139H194V141H193ZM202 141H201V140ZM214 139H216L215 141H214ZM221 139V140H220ZM229 139V140H228ZM163 140H164V142H163ZM184 140H186V141H184ZM147 141V142H148ZM168 141V142H167ZM170 141V142H169ZM193 141V142H192ZM208 141V142H207ZM211 141V142H210ZM231 141V142H230ZM180 142H182L181 144H180ZM234 142V143H233ZM156 143V144H155ZM168 143H171V146L170 145H168ZM172 143H173V145H175L176 144V146L174 147L173 145H172ZM175 143V144H174ZM193 143H194V145H193ZM210 143V144H209ZM231 143H232V146H231ZM150 144V145H149ZM160 144V146H159V148H154V147H157L158 145ZM167 144V145H166ZM200 144V145H199ZM206 146H208V147H206ZM211 144H212V148H211ZM217 144V145H216ZM145 145V144H144ZM164 145V146H163ZM166 145V146H165ZM203 145V146H202ZM210 145V146H209ZM217 147H216V146ZM184 146H188L187 148H186V150H184L185 148H184ZM205 146V147H204ZM147 147H149V148H147ZM165 147H168V148H165ZM172 147V148H171ZM173 147H174V149H173ZM0 148H1V146H0ZM178 148H179V151H178ZM181 148H182V150H181ZM191 148V149H190ZM193 148V149H192ZM198 148H200L201 149V151H200V149L199 150H196V149H198ZM205 148V149H204ZM214 148H215V150H214ZM148 149V150H147ZM153 149L155 150V152L153 151ZM163 149V150H162ZM170 149H172V150H170ZM1 150V149H0ZM152 150V151H151ZM158 150V152H156ZM161 150V151H160ZM166 150H168V151H166ZM170 150V151H169ZM177 150V151H176ZM196 152H195V151ZM206 150V151H205ZM208 150V151H207ZM165 151V152H164ZM189 151H192V152H190V153H188ZM149 152V153H148ZM152 152V153H151ZM161 152V153H160ZM180 154H179V153ZM194 152V154H192ZM198 152V153H197ZM200 152V153H199ZM208 152V153H207ZM0 153H1V151H0ZM151 153V154H150ZM197 153V154H196ZM205 153V154H204ZM213 153V154H212ZM216 153V154H215ZM154 154V155H153ZM156 154V155H155ZM161 157V158H159V156ZM164 155V156H162V155ZM174 154H176V156H178V157H176ZM146 155V156H147ZM181 155V156H180ZM198 155V156H197ZM149 156H147L148 157V159H150L151 160V158H149ZM157 156V157H156ZM172 158H171V157ZM189 156H191L192 158H188L187 159V157H189ZM195 156H197V157H195ZM3 156L1 155L0 156V256L2 255V254H4V256H2V257H5V261L4 260H0V264H41V263H39L40 261H39V257H37V259H36V256H38L37 255V251H35V247L32 245V243H33V240H32V238L31 237H29V235H28V232L24 229L25 227L23 226V222H22V219H21V215H20V210H19V207H20V205H21V203H20V200H19V198L17 197V195H16V190H15V188H14V190H13V187H14V183L12 182V181H14V178H13V180H12V175H11V172H14V171H12V169L14 168V167H12V166H10V164H8V162L5 160V158H2ZM209 157V158H208ZM167 158V159H166ZM186 158V159H185ZM194 158V159H193ZM217 158V159H216ZM147 158H145V159H143V161H145ZM154 159V160H155ZM178 159V160H177ZM197 159H199V160H197ZM206 159V160H205ZM211 159V160H210ZM223 161H225V162H223ZM225 159V160H224ZM154 160H152L153 162H151L150 164H152V163H155L156 161H154ZM168 161V162H165V161ZM184 160H185V162H184ZM195 160H196V162L197 161H200V162H198V163H196L195 162ZM203 160V161H202ZM217 160V161H216ZM218 160L219 161H222V162H218ZM149 161V160H148ZM158 161H157V164H160V165H163L162 163H158ZM170 161V162H169ZM172 161V162H171ZM181 161V162H180ZM187 161H188V163L189 164H187ZM193 161V162H192ZM205 161H207L208 162V164H207V162H205ZM215 162V163H213L212 164V162ZM6 162V163H5ZM177 162L179 163V165L177 164ZM184 162V163H183ZM202 162H204L203 164L204 165H202ZM146 163H147V160H146ZM149 163V162H148ZM170 163V164H169ZM194 163V164H193ZM217 163H219V164H221L220 166L222 167H220L222 170H220V168H219V165L217 164ZM149 164V166L150 167H152L153 166V164H152V166ZM156 163H155V165H157ZM167 164H169V165H167ZM177 164V165H176ZM180 164H181V167H183V169L180 167ZM186 164V165H185ZM195 164H198V165H195ZM8 165H9V167H8ZM167 165V166H166ZM172 165V166H171ZM201 165V166H200ZM205 165L207 166V167H205ZM223 165H225L224 166V168H223ZM7 166V167H6ZM145 166V165H144ZM148 165L146 164V166H145V168L147 167ZM186 168H185V167ZM188 166V167H187ZM204 166V167H203ZM212 166H214V168H212ZM216 166L218 167V170H217V168H216ZM230 166V167H229ZM154 167V166H153ZM169 167L171 168L170 169V171H168L167 172V169L169 170ZM173 167V168H172ZM199 167V168H198ZM10 168H11V170H10ZM144 168V167H143ZM149 168V167H148ZM164 168H165V170H166V172L167 173H165L164 172ZM185 168V169H184ZM189 168V169H188ZM191 168H193V171H191L192 169ZM204 168H206V170L204 169ZM209 168V169H208ZM210 168H212V169H210ZM216 168V169H215ZM9 169V170H8ZM137 170V174H136V172H135V175H137V177L139 176V175H141L140 173H139V169H138V167L136 168ZM195 169V170H194ZM202 169V170H201ZM160 170H161V173H164L165 174V177H166V179H167V177H168V179H167V182L164 180V177L163 176H161V175H159V172H160ZM199 170V171H198ZM201 170V171H200ZM220 170V171H219ZM225 170V171H224ZM140 171H141V169H140ZM157 171H159V172H157ZM172 171H176L175 173L174 172H172ZM182 171V173H180ZM203 171V172H202ZM209 171V172H208ZM222 171V172H221ZM170 172V173H169ZM177 172H178V174H179V176L181 175V177H179L178 175H177ZM232 172V173H231ZM158 174L160 177H156L157 175H155V174ZM207 174V176H206V174ZM210 173H211V175H210ZM227 173V174H226ZM13 174V176H14V173H12ZM163 174V175H164ZM191 174H193V175H191ZM200 174V175H199ZM170 175H172V176H170ZM173 175H177V177L176 176H173ZM188 175V176H187ZM190 175V176H189ZM195 175V176H194ZM197 175H199V176H197ZM219 175V176H218ZM225 175H226V177L228 178L227 180H228V182H225L226 181V177H225ZM230 175V176H229ZM261 175V174H260ZM182 176H184L183 177V179H182ZM185 176H187V178L185 177ZM137 177H135L136 179V182H139V183H136V185H141V183H142V181L144 180V178L142 179L141 177H142V175H141V177H138V179L139 178H141V180L139 179V181H138V179H137ZM162 177H163V180L167 183L166 184V188H164L165 187V182L164 181H162ZM171 177H173V179L171 178ZM177 178L176 180H175V178ZM198 177V178H197ZM204 177H207V178H209V179H207V181H206V179L204 178ZM220 177V178H219ZM223 177V178H222ZM203 178V179H202ZM216 178V180H214ZM261 178H264V175H261L260 176V178H259V181H262L261 180ZM153 179V180H154ZM179 179V180H178ZM201 179V180H200ZM205 179V180H204ZM231 179V180H230ZM236 179H237V177H236ZM168 180H170V184H169V182H168ZM187 180V181H186ZM191 180V181H190ZM200 180V181H199ZM204 180V181H203ZM211 182H210V181ZM221 180V181H220ZM232 182L233 180V182L231 183L230 181ZM176 181H177V183H178V181H180V184H179V186H177V183H176ZM193 181V182H192ZM202 181V182H201ZM223 181V182H222ZM141 182V183H140ZM155 182H156V179H155ZM156 182V183H157ZM162 182H164V183H162ZM190 182H191V184H190ZM206 182H207V185H206ZM214 182V183H213ZM217 182V183H216ZM173 183V184H172ZM189 183V184H188ZM209 183V184H208ZM213 183V184H212ZM226 183V184H225ZM11 184L13 185V186H11ZM144 184V182L142 183V185ZM161 185L162 186V188L161 187H159L158 185ZM175 184V185H174ZM198 185V188H197V185ZM212 184V185H211ZM151 185H150V187H151ZM168 185H169V188H171V189H169V188H167L168 187ZM182 185V186H181ZM200 185V186H199ZM202 185H206L207 187L209 186V185H211V190H210V192L208 193V190L207 191H205V192H202V190H206V186H202ZM213 185H215L214 187H213ZM231 185L229 186V191L231 190ZM262 185H264V183H262ZM155 188H154V187ZM185 187V189H183L184 187ZM188 186V187H187ZM140 187V186H139ZM157 187H159V188H157ZM192 187V190L190 191V188ZM195 187H196V189L197 190H200L201 189V187L203 188V189H201L200 190V194H199V192L198 191H196V189H195ZM205 187V188H204ZM210 187V186H209ZM213 187V188H212ZM223 187V186H222ZM178 188V189H177ZM223 188H225V187H223ZM154 189V190H153ZM155 189L156 190H161V189H168V191L167 190H164V191H162V192H164V193H158V191H156V195L159 197V198H156V195L154 194V192H155ZM173 189H175V191L173 190ZM189 189V190H188ZM178 190H182L184 193H182V192H176V191H178ZM225 191H227V189H224ZM15 191V192H14ZM195 191V192H194ZM214 191V190H213ZM166 192V193H165ZM170 192L172 193V195L170 194ZM186 192V193H185ZM189 192V193H188ZM191 192V193H190ZM196 192H197V194H196ZM177 193V194H176ZM206 194L205 196H204V194ZM167 194L169 195V197L171 198V199H173V200H170L168 197H167ZM175 194V195H174ZM188 195V196H186V195ZM196 194V195H195ZM198 194H199V196H198ZM262 194H264V193H262ZM261 194V195H262ZM150 195V194H149ZM152 195H151V197H152ZM163 195H166L165 197H163ZM181 195V196H180ZM190 195V196H189ZM192 195H193V197H192ZM201 195V196H200ZM218 195V196H217ZM230 197H229V196ZM173 196V197H172ZM186 196V197H185ZM195 196H196V198H195ZM203 196V197H202ZM209 196V197H208ZM215 196H216V198H215ZM220 196V200L218 199V197ZM226 196H227V198H226ZM161 197H162V199H161ZM183 197V198H182ZM198 197H200V198H198ZM201 197L203 198V200L201 199ZM262 198H264V195H262L261 196ZM164 198V199H163ZM166 198V199H165ZM169 200H168V199ZM187 200H186V199ZM215 198V200H217V201H215L214 202V200L213 199ZM222 198L225 200V201H223L222 200ZM230 198V199H229ZM158 199V200H157ZM161 199V200H160ZM185 199V200H184ZM194 199H195V201H194ZM160 200V201H159ZM183 200V201H182ZM198 200V201H197ZM227 200V201H226ZM262 200H264V199H262ZM261 200V198H260V201L259 202H261L262 201ZM149 201V202H148ZM163 201V202H162ZM171 201V202H170ZM178 201V203L181 205V204H185V205H179V204H177V205H179L180 207L178 208L177 207V205H176V202ZM187 201V202H186ZM205 201V200H204ZM203 201V202H204ZM219 201V202H218ZM221 201V202H220ZM223 201V202H222ZM229 201V202H228ZM168 202V204L171 206H169L168 204L165 206L163 203H167ZM170 202V203H169ZM205 203V202H204ZM215 203V204H214ZM225 203V204H224ZM227 203H228V205H227ZM262 204H264V202H261ZM157 204V205H156ZM160 204H161V207H160ZM216 204H218V205H216ZM223 204V205H222ZM174 205H175V207H177V208H174ZM215 205V206H214ZM220 205V206H219ZM222 205V206H221ZM232 205V206H231ZM163 206V207H162ZM225 206V207H224ZM227 206H229V208L227 207ZM262 206V205H261ZM261 206H260V204H259V208H261ZM164 207H166L165 209H164ZM221 208L223 211H221L219 208ZM228 209H227V208ZM234 207V206H233ZM162 208V209H161ZM171 209V210H169V209ZM174 208V209H173ZM258 208V210L260 211V209ZM159 209H160V211H159ZM177 209H178V211H183L181 214L179 213L178 214V211H177ZM204 209V208H203ZM216 209H218V210H216ZM230 209H231V212H230ZM262 209H264V206H262ZM150 210H152V211H150ZM163 210V211H162ZM205 210H207V209H205ZM211 210V211H210ZM213 210H215V212L216 211H218V214H217V212L215 213ZM225 210V211H224ZM226 210H228V211H226ZM257 210V211H258ZM145 211V210H144ZM154 211H156L155 213H158V214H154ZM157 211H159V212H157ZM190 211V210H189ZM258 211V215H259V217L260 218H258L260 221H258L259 223L258 224H261L260 222H262V219H264V218H262V217H264V215H262V213H260L261 211H264V210H261L260 212ZM162 212V213H161ZM169 212V213H168ZM201 212V211H200ZM199 212V213H200ZM221 212V213H220ZM224 212V213H223ZM225 212H226V214H225ZM151 213H153L152 215H151ZM215 213V214H214ZM223 213V214H222ZM231 213V217L234 219H232V218H229L228 219V217L230 216L229 214ZM162 214V215H161ZM184 214V215H183ZM222 214V215H221ZM235 216H234V215ZM261 214V215H260ZM163 215H164V217H163ZM199 215V214H198ZM206 215V216H205ZM210 215V216H209ZM145 216H147V217H145ZM157 216V217H156ZM162 216V217H161ZM195 216H197L196 214H195ZM201 216H202V218H201ZM262 216V217H261ZM198 217V216H197ZM206 217V218H205ZM214 218V219H211V220H213V221H215V223L213 224V222L210 220V221H208V218L210 219V218ZM156 218V219H155ZM181 218V217H180ZM180 218H176V220H178V219H180ZM175 219V218H174ZM173 219V220H174ZM231 220H233V221H231ZM200 221H198V222H200ZM206 221H208L207 223H206ZM156 223V224H155ZM208 223H209V225H208ZM199 224V223H198ZM206 224H207V226H206ZM212 224V225H211ZM215 224V226L217 227V225ZM225 224V225H224ZM262 224H264V222H262ZM260 225V226H257V228H256V230L258 229V231H257V235L259 234H261L262 232H264V228H262V227H264V225ZM201 225V224H200ZM205 226V227H204ZM224 226V227H223ZM262 226V227H261ZM211 227V228H212ZM222 227V228H221ZM259 227H261L260 229H262V232L261 233H258L259 231H260V229H259ZM201 228V227H200ZM203 228H201V230H204ZM210 228V227H209ZM228 228V229H227ZM208 229V228H207ZM25 230V231H24ZM229 230H230V234H229ZM12 232H14V233H12ZM26 233L25 234V236H24V233ZM222 233V234H221ZM9 235H10V237L12 238V236L13 235H15V236H18V237H16L15 238V236H14V238L15 239H17L18 238V241H19V239H20V242H18L17 240V245H18V248L20 247H22L21 249L19 248V251L20 250H22L20 253H21V255L22 256H20V259H17V258H12V257H9V256H7V255H5L6 254V249L7 248H9V246H8V244H6L7 242H5V240H6V237L8 236L9 237ZM12 235V236H11ZM227 235V236H226ZM229 235H231V236H229ZM261 236V235H260ZM9 237V238H10ZM257 237H259V236H256V238L255 239H258ZM26 238V239H25ZM223 238H225L224 240H223ZM260 238V240L262 241V239L261 238H264V233H262V237H259ZM234 239V240H233ZM30 241V242H29ZM225 241V242H224ZM232 241V242H231ZM256 241V240H255ZM27 243H29V245L27 244ZM217 243V242H216ZM215 243V244H216ZM233 243V244H232ZM258 243V245L260 246V244L259 243H261L260 241L258 242V240L255 242V244H254V250H255V247H259V246H255L256 244ZM30 244H31V246H33V247H31L30 246ZM262 245H264V241H262V243H261ZM30 246V247H29ZM214 246V245H213ZM260 248V247H259ZM258 248V251H257V254H254L256 257H254L253 258V256H252V258L253 259H256L257 258V260H255V261H258L259 262V259H260V262L258 263H256L252 258L250 259V260H248V261H253L255 264H264V247H262L261 246V250L262 251H260V249ZM216 249V250H215ZM220 249H221V251H220ZM34 250V251H33ZM218 250V251H217ZM253 250V253L256 251H254ZM215 251L217 252V253H215ZM23 252V253H22ZM199 252H202V253H198L197 254V256H196V261H198L197 262V264H201V263H206V261H205V257H203L204 255H202V254H205L204 252L205 251H199ZM221 252V255H219L218 253H220ZM256 253V252H255ZM200 254L202 255V256H200ZM200 257H199V256ZM199 257V258H198ZM260 257V258H259ZM2 259V258H1ZM217 259V260H216ZM262 259V260H261ZM3 261V262H2ZM196 261H194V263L196 262ZM205 261V262H204ZM220 261V262H219ZM248 261L247 262H245L246 264H249L248 263ZM223 262V263H222ZM238 262V263H237ZM253 262H250L251 264H254Z\"/></svg>", "mask_w": 264, "mask_h": 264}]
</instances>
